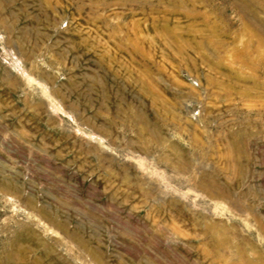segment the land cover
<instances>
[{
    "label": "rangeland",
    "instance_id": "rangeland-1",
    "mask_svg": "<svg viewBox=\"0 0 264 264\" xmlns=\"http://www.w3.org/2000/svg\"><path fill=\"white\" fill-rule=\"evenodd\" d=\"M0 264H264V0H0Z\"/></svg>",
    "mask_w": 264,
    "mask_h": 264
}]
</instances>
